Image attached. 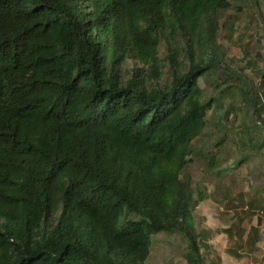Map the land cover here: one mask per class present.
Instances as JSON below:
<instances>
[{"label": "trees", "instance_id": "trees-1", "mask_svg": "<svg viewBox=\"0 0 264 264\" xmlns=\"http://www.w3.org/2000/svg\"><path fill=\"white\" fill-rule=\"evenodd\" d=\"M233 5L0 0V264H147L159 234L184 239L185 264H204L202 252L220 264L211 230L195 223L205 196L182 174L207 112L223 101L229 134L206 165L229 143L264 156V106L253 103L256 129L244 113L237 125L229 120L257 95L223 86L231 70L218 32ZM259 76L261 86L264 66ZM258 202L247 211L263 213ZM231 207L225 253L251 254L261 238Z\"/></svg>", "mask_w": 264, "mask_h": 264}, {"label": "rangeland", "instance_id": "rangeland-1", "mask_svg": "<svg viewBox=\"0 0 264 264\" xmlns=\"http://www.w3.org/2000/svg\"><path fill=\"white\" fill-rule=\"evenodd\" d=\"M232 1L237 7L233 5L221 12L218 32V43L220 52L223 53L224 64L231 70L226 71L231 77L224 80L227 83L223 86L238 82L237 86L242 91L250 89L252 95L254 92L257 93V98L248 100L243 110H239L240 115L230 116L229 120L230 124L237 125L243 121L241 114L244 113L247 124L256 129L259 118L262 117L258 118L254 113L253 103L256 107L259 104L264 106V84L259 86V75L264 66V0ZM164 54L165 50L162 47L160 55ZM134 66L131 61L125 62L121 73L128 76ZM168 82V76L164 73L155 86L162 89ZM198 84L200 88L205 86L201 79ZM206 94L210 95L209 92ZM213 96L217 97L218 94L215 93ZM226 104L227 101H223L221 107L207 112L206 127L193 144L191 162L184 168L182 177L188 180L193 190L201 191L205 196V200L198 204L194 213L195 223L198 229L207 227L211 230L209 244L220 257V264H264V256L260 255L264 242V212L256 208L247 211L250 200L264 201V156L245 155L244 151L234 148L233 143H229L223 147L218 163L214 167L206 165V159L214 156L215 146L223 132L229 134L227 121L220 120ZM232 162L238 165L244 163L238 169L230 171L229 175L217 179L215 174L225 171ZM262 204L264 203L258 202L257 206ZM231 206L237 207L246 217L243 227L248 229L249 226H254L261 238L254 244L251 254L235 251L234 256H229L225 253L229 242L220 232L233 222ZM184 247L185 241L180 236L156 235L147 264H185L182 259ZM202 254L204 264H209L212 260L215 263L214 256L211 255L209 258L208 254L204 252Z\"/></svg>", "mask_w": 264, "mask_h": 264}, {"label": "crops", "instance_id": "crops-1", "mask_svg": "<svg viewBox=\"0 0 264 264\" xmlns=\"http://www.w3.org/2000/svg\"><path fill=\"white\" fill-rule=\"evenodd\" d=\"M260 255H261V257L264 256V242H263V245H262V248H261V251H260Z\"/></svg>", "mask_w": 264, "mask_h": 264}]
</instances>
